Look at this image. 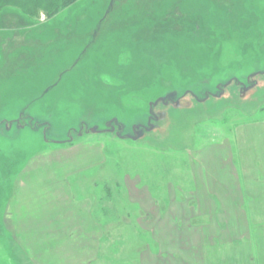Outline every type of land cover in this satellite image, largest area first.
Returning a JSON list of instances; mask_svg holds the SVG:
<instances>
[{
    "label": "rangeland",
    "instance_id": "374dc122",
    "mask_svg": "<svg viewBox=\"0 0 264 264\" xmlns=\"http://www.w3.org/2000/svg\"><path fill=\"white\" fill-rule=\"evenodd\" d=\"M0 264H264V0L3 8Z\"/></svg>",
    "mask_w": 264,
    "mask_h": 264
},
{
    "label": "trees",
    "instance_id": "16d2710c",
    "mask_svg": "<svg viewBox=\"0 0 264 264\" xmlns=\"http://www.w3.org/2000/svg\"><path fill=\"white\" fill-rule=\"evenodd\" d=\"M76 1L77 0H0V11L6 7H13V8H18V10H20L23 14L27 15L30 19L37 18L40 13H44L47 16V18L50 19L56 16L57 14L61 13L62 11H64L67 7H69L71 4H73ZM22 225L25 228V231L24 230L23 231L26 234L28 231L27 227L31 224H29L27 221ZM19 227H21V225ZM28 232L30 233L32 231H28ZM41 232H42L41 235L47 234L45 230H42ZM42 249H45V247H42L40 250Z\"/></svg>",
    "mask_w": 264,
    "mask_h": 264
},
{
    "label": "flooded vegetation",
    "instance_id": "af4514ba",
    "mask_svg": "<svg viewBox=\"0 0 264 264\" xmlns=\"http://www.w3.org/2000/svg\"><path fill=\"white\" fill-rule=\"evenodd\" d=\"M219 89H222V86L220 85L219 86ZM206 93H210L209 91L208 92H206ZM191 94L195 97V98H198V95L196 94V93H193V92H191Z\"/></svg>",
    "mask_w": 264,
    "mask_h": 264
}]
</instances>
